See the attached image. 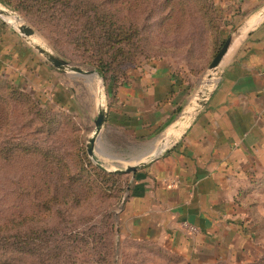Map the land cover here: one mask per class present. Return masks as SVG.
Masks as SVG:
<instances>
[{"label": "rangeland", "instance_id": "rangeland-1", "mask_svg": "<svg viewBox=\"0 0 264 264\" xmlns=\"http://www.w3.org/2000/svg\"><path fill=\"white\" fill-rule=\"evenodd\" d=\"M29 1L41 9L40 1ZM0 4L32 26L36 40L72 65L98 73L94 62L100 54L82 46L87 15L98 8V16L105 11L125 20V28L133 26L142 38L137 53L132 51L134 63L124 75L106 76L124 81L162 61L190 87L191 102L201 87L216 82L206 80L208 68L228 37L215 0H60L42 5L45 12L39 13ZM0 25L12 30L1 19ZM22 42L30 50L31 65L18 72L22 78L11 81L15 88L0 80V264H188L157 244L121 238L120 217L132 175L109 176L134 162L113 164L99 153L94 159L82 157L94 128L99 85L108 103L114 84L103 76L62 73ZM107 135L113 143H128L118 131L110 129ZM169 142L165 134L161 144ZM43 151L62 158L61 169H68L72 179L47 176L39 163ZM243 201L253 248L235 264H264V181ZM7 236L10 243L4 241ZM29 236L34 241L27 243Z\"/></svg>", "mask_w": 264, "mask_h": 264}, {"label": "crops", "instance_id": "crops-1", "mask_svg": "<svg viewBox=\"0 0 264 264\" xmlns=\"http://www.w3.org/2000/svg\"><path fill=\"white\" fill-rule=\"evenodd\" d=\"M215 4L225 36L257 24L225 60L206 105L188 112L190 87L168 63L152 62L110 91L100 147L113 164L150 159L131 174L121 238L157 244L188 264H235L250 254L243 197L264 181V0ZM21 39L0 25V77L17 80L31 65ZM110 129L128 143H113ZM165 134L170 142L154 158Z\"/></svg>", "mask_w": 264, "mask_h": 264}, {"label": "trees", "instance_id": "trees-1", "mask_svg": "<svg viewBox=\"0 0 264 264\" xmlns=\"http://www.w3.org/2000/svg\"><path fill=\"white\" fill-rule=\"evenodd\" d=\"M35 1H40L41 9L35 8V6L29 0H0V2L4 4L13 6L21 13H30L29 11L33 10L37 13L45 12V10L42 8V5L49 4L50 2L54 1L59 2L60 0ZM97 9L98 8H94L91 12V14H94L92 17L86 14L87 24L80 31L83 35L81 38L83 39L82 46L85 48V50L91 51L92 49L93 51L100 54L97 57L93 56L96 58V61L94 62L95 66L98 68L105 80H110L114 84L112 85L111 89L114 91L127 79L124 81L121 80L119 82L117 81L116 76L108 78L106 74L109 72H113L115 74L116 72L118 73L121 71V73L123 72L122 74L124 75V73L128 71L129 67L134 63L135 54L132 51L137 53L139 43L141 42L142 38L139 36L138 30L133 29V26L128 29L125 28V20L123 22L120 18L113 19V17H110V15L106 14L105 11H103L101 16H98ZM216 52L217 48L215 53ZM109 59H112V61H107ZM0 80H4L6 85L8 84L7 87L15 88V85L11 83L12 79L1 78ZM49 110L51 109L49 108ZM46 112L49 113L48 111ZM30 153H33V155L37 156L35 152ZM40 157L39 163L43 164V169L47 168L45 171L47 176L54 177L57 173H59V177L62 182H67L68 180L72 179L68 169H61L63 166H65L62 158L55 154H51V151H43V154H40ZM82 157L87 159V152L85 149H83ZM127 175L128 174L126 173H113L109 177H114L117 179L126 177ZM44 186H47L46 182ZM65 187H68L67 184ZM32 238V236H29L27 243L34 241ZM4 241H8V243H10L9 236L4 238Z\"/></svg>", "mask_w": 264, "mask_h": 264}, {"label": "water", "instance_id": "water-1", "mask_svg": "<svg viewBox=\"0 0 264 264\" xmlns=\"http://www.w3.org/2000/svg\"><path fill=\"white\" fill-rule=\"evenodd\" d=\"M9 17H12L14 21L10 22L8 20ZM262 18H264V8L261 10L259 14V19H262ZM0 19L6 25L10 26L13 29V31L16 32L22 38V40L27 42L40 55H42L52 67L59 70L60 72L74 73L75 75L86 76V77H92L96 75L102 78V75L98 73L97 71L83 70L82 68L78 66L72 65L69 61L65 60L60 55L55 53L50 47L36 40L35 39V37L37 36L36 30L29 24L25 23L23 21V18H21V16L17 12L3 7L2 4H0ZM256 24L257 22H251V21L244 22L227 37V39L224 41L218 53L215 55V57L213 58V60L211 61L209 65V68H208L209 74L206 76V80L208 82L211 83L214 80H217L218 75L223 67V64L225 60L227 59V57L229 56V54L233 51V49L239 43H241L246 37L250 35L252 29L254 28ZM214 84L212 83V84H209L211 86L200 88L197 95L193 99V104L190 105L189 111H191V114L197 113L206 105L207 99L211 95ZM99 87L100 88L98 91L96 116L94 119V128L86 143V151H87L88 156L91 159L95 158L96 152L103 154L102 150L98 146H104L102 142V135L104 133V129L106 127L107 117H108V103L105 99V93H104L102 85H99ZM186 113L182 114L179 120L178 126L181 123H183L182 121L184 120ZM191 117L189 118L188 121H184V122L185 123L190 122L192 119ZM166 145L164 143L161 144L158 150L154 153L153 157L154 158L157 157L165 149ZM149 161L150 159L149 160L148 159L147 160H137L136 162L132 164H128L125 169H120V168L115 169V172L135 175L137 170L143 167ZM97 165L101 167L102 169L107 170L101 164L97 163Z\"/></svg>", "mask_w": 264, "mask_h": 264}, {"label": "bare ground", "instance_id": "bare-ground-1", "mask_svg": "<svg viewBox=\"0 0 264 264\" xmlns=\"http://www.w3.org/2000/svg\"><path fill=\"white\" fill-rule=\"evenodd\" d=\"M8 19H9L10 22H13V21H14V19H13L12 17H9ZM93 77H96V75H95V76H92L91 78L93 79ZM213 82H214V81H213ZM205 85H208V84L206 83ZM205 85H204V86H205ZM204 86H203V87H204ZM208 86H211V85H208ZM186 114H187V113H186Z\"/></svg>", "mask_w": 264, "mask_h": 264}, {"label": "built area", "instance_id": "built-area-1", "mask_svg": "<svg viewBox=\"0 0 264 264\" xmlns=\"http://www.w3.org/2000/svg\"><path fill=\"white\" fill-rule=\"evenodd\" d=\"M192 231H194V229H192Z\"/></svg>", "mask_w": 264, "mask_h": 264}]
</instances>
